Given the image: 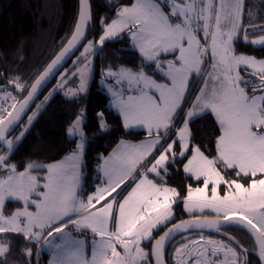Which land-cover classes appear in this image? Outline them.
Listing matches in <instances>:
<instances>
[{
	"label": "snow or ice",
	"instance_id": "snow-or-ice-1",
	"mask_svg": "<svg viewBox=\"0 0 264 264\" xmlns=\"http://www.w3.org/2000/svg\"><path fill=\"white\" fill-rule=\"evenodd\" d=\"M245 11V0H171V3L169 0H136L106 26L96 46L126 31L142 59L151 62L167 82L158 83L139 69L133 72L121 68L118 73H107L110 78H115L114 88L123 78L127 80L128 90L134 93L125 97L118 91H111L114 106L123 116V126L127 129L140 125L150 139L134 146L130 152L118 154L114 151L110 156L102 157L105 180L92 195L81 199L78 189L86 146L83 110L66 128V134L79 141L69 157L71 170L64 164L48 166V175L40 178L45 181L43 185L38 184L34 176L16 172L11 163L15 145L6 139L5 132L17 126L21 113L34 104L48 78L59 75L55 70L61 60L83 39L89 11L87 0H82L67 47L56 54L42 72L36 73L38 78L33 84H22L19 77L9 81L13 89L19 90L22 100L15 114L0 108V147L4 148L0 152V170L6 173L0 180V233H18L29 242L52 245L61 250L62 258L54 259L53 264H151L150 257L154 258L155 264H164L165 244L181 228L184 231L207 228L217 233L221 228H239L255 236L258 258L264 264V60L259 61L261 94L257 95V89H249L248 81L240 74L241 67L247 68L257 61L236 54L234 49L238 34L244 32L246 36L248 32L241 26ZM248 19L251 22L250 14ZM251 32H264V26L253 27ZM245 42L264 47V37ZM93 47L89 42L84 54ZM167 56L173 59H166ZM201 74L207 77L201 81L204 87L195 97V104L185 110L182 102L189 77ZM84 91L81 74L78 92L73 96ZM7 96L15 101L10 93ZM11 107L15 108V103ZM5 115L9 117L7 122ZM206 115L214 116L221 132L216 141L217 155L213 159H209L199 146H190L189 124ZM31 119L28 117L29 124ZM97 121L101 132L109 130L103 113H97ZM177 122L183 127L179 129V140H174L169 132ZM176 163H183V172L191 174L197 181L203 178V186H189L183 197L175 188L164 186L168 169ZM226 170H231L233 178H226ZM149 173L154 174L159 183L148 179ZM129 180L138 182L118 203L117 197ZM221 185L224 186L223 195ZM37 188L44 190L37 192ZM33 195L35 200L30 198ZM12 197L23 201L25 207L5 218L3 205L6 198ZM177 198L189 213L210 210L218 219L181 222L168 227L163 235L154 236V230L172 221ZM114 205L117 215L113 214ZM28 206L35 207L36 211L29 212ZM21 217L25 218L23 227ZM110 225L112 230H109ZM66 228L71 231L65 232ZM89 229L92 236L87 243L91 245V260L84 256L86 242L72 235ZM228 239L232 241L231 237ZM145 240L151 246L150 252L141 247ZM232 242L245 255L242 264H250L246 259L247 250L238 241ZM11 243L12 238L0 236V264H9L3 257L10 251ZM191 243L194 250L199 249V256H216L224 252L225 256L231 254L233 264L238 259L236 250L230 245L210 239L205 241L202 234L199 241ZM207 246H210V252ZM188 247V244H182L175 249L176 255L190 258L191 254L186 251ZM21 255L32 257L33 253L28 249L21 251ZM25 264L30 261L26 260ZM196 264L200 261L196 260ZM209 264L227 262L210 260Z\"/></svg>",
	"mask_w": 264,
	"mask_h": 264
},
{
	"label": "trees",
	"instance_id": "trees-1",
	"mask_svg": "<svg viewBox=\"0 0 264 264\" xmlns=\"http://www.w3.org/2000/svg\"><path fill=\"white\" fill-rule=\"evenodd\" d=\"M134 2L135 0H118L110 6L107 0H91L92 22L88 27L85 40L73 60L83 51L82 47L89 38L100 36L105 26L115 19L120 8L132 5ZM245 7L243 18L245 26L264 23V0H245ZM78 12L79 0H0V90H6L11 94V97H15V105L22 97L18 89L12 88L9 81H14L19 77L22 84L31 85L37 78L36 73L42 72L71 37L78 19ZM249 14L252 17L251 22L248 19ZM260 33L264 32L255 34L251 32L250 34ZM236 47L237 51L264 57V47L262 46H254L238 40ZM103 50H108L113 57L128 67L142 70L159 81H165L151 66V63L143 60L139 51L132 48L131 38L126 31L113 40H106L95 56V78L86 94L67 96L58 90L39 110L30 125L28 124L29 113L7 138L10 139L12 136L17 138L23 133L18 138L19 142L13 143L15 147L11 155V163L15 165L16 169H24L30 162L48 164L73 151L78 139L69 138L66 128L83 109L86 110L84 131L87 146L84 153V172L85 187L88 192L101 179L98 169L103 161L101 158L110 154L120 139L136 140L146 136L145 130H128L123 126L121 114L109 106L108 94L99 87L100 57ZM169 57L171 56H167L166 59ZM73 60L67 67L71 66ZM117 60L113 64L114 67H118ZM59 76L49 88L57 82ZM48 89L40 96L33 108L39 100L43 99ZM97 113H103L104 119L109 125L108 131H100ZM189 128L191 131L190 146H199L208 157L214 158L217 155L216 141L221 134L214 116L206 115L196 119L195 122L189 124ZM173 133L175 130L169 132L170 138L175 136ZM177 140L179 139L177 138ZM3 151L4 148L0 147V152ZM183 163H186V160ZM183 163H176L174 167H170L168 175L164 177L165 183L175 187L182 197L186 195L189 186H198L202 183V180L197 181L194 177L183 172ZM32 170L46 171V168ZM227 173L232 178L231 170H228ZM4 174L5 171L0 170V175ZM148 176L159 182L154 174L149 173ZM132 184V181H129L123 186L121 197L131 188ZM23 205L24 203L21 201L7 200L4 204L3 214L9 216L15 209ZM173 212L174 218L171 222L197 215L216 216L212 212L187 213L179 198L173 206ZM164 229L165 227L155 230V236ZM234 230H236L235 237L237 239H251L252 241V237L247 231L239 228H234ZM82 234H86V232ZM0 236L12 238L10 251L3 257L9 261V264H25L26 260L30 261V264H48L49 255L41 250L38 243L29 242L18 233H0ZM144 246L148 252L151 251L148 241L144 242ZM28 249H31L32 257L21 255V251L26 252ZM256 258L255 264H260L259 259ZM149 259L153 264L152 257Z\"/></svg>",
	"mask_w": 264,
	"mask_h": 264
},
{
	"label": "rangeland",
	"instance_id": "rangeland-1",
	"mask_svg": "<svg viewBox=\"0 0 264 264\" xmlns=\"http://www.w3.org/2000/svg\"><path fill=\"white\" fill-rule=\"evenodd\" d=\"M117 1L118 0H107L108 4L110 6H112ZM135 2H136V0H135ZM186 2H187V0H186ZM169 3H171V0H169ZM132 5L123 6L122 8H130ZM122 8H120L118 10L117 14L121 11ZM115 19H117V16L115 17ZM106 26H105V28H106ZM241 26H242L243 29H247L248 32H247V35L246 36H245V33L244 32H240L238 34V37H237V39H236V41L234 43L235 53L238 54V55H244V56H247V57H252V58H254L257 61V63L254 64V65H251V66H249L247 68L241 67L240 74H241L242 78L245 81H248L247 87L249 89L250 88H256L257 89V93L256 94L257 95H260L261 94V92H260L261 85H260V64H259V61L264 60V57H259V56H256V55H252V54H248V53H245V52L237 51V49H236L237 48L236 47V42L238 40H242L244 42H245V40H248V41H259L262 37H264V33H260V34H257V35H251L250 34L251 33V29L253 27L259 28L260 26H264V23L263 24H250V25L245 26L244 25V19H242ZM105 28H104V30H105ZM121 33H119V34H121ZM102 34H103V32L100 34V36ZM99 37L98 38H96V37L89 38L84 43V45L82 47L83 51L77 57H75V59L73 60L71 66L65 68L64 71L61 72V74H60L57 82L48 89V91L45 94V96L43 97V99L39 100V102L37 103V105L30 112V114H29L28 117H32L31 123L34 121V118L38 114L39 110L52 98V96L58 90H60L64 95H67V96L73 95V93H77L78 92V89H79V85H80V77H81V74H83V79H84V83H85V91L82 92V93H78L77 95H79V94H86L89 91V89H90V87L92 85V82H93V80L95 78V73H96V58H95V56L97 55V53H98V51L100 49V46L102 47V45L96 46V45H98ZM114 38L108 39V40H113ZM89 42H91L94 45V47L92 49H89L88 53L84 54V49L88 46V43ZM131 45H132V48L133 49L139 51L138 48L134 45V43H133L132 40H131ZM252 45H254V46H261L259 44H252ZM85 55L87 56V59H85ZM168 59L169 60L170 59H173V57L171 56ZM116 60L117 59L115 57H113V55L108 50H103L101 52V57H100L101 76L98 78V82H99V87L101 89H103V91L106 92L108 94L109 98H110V100H109V106L112 107L114 110L118 111V109L114 106V100H113V97L111 95V91L112 90L118 91V92L122 93L125 97L127 95L134 94V93H132L131 91L128 90L127 80H124L123 78H120L121 79V83L114 88V80H115V78H110L107 75V73L109 71H111L113 73H118L119 69H121V68L130 69L133 72H136V71H134L135 69L126 66V64H124L122 62H119L118 60H117L118 67H114L113 64H114V62ZM85 65H86V67H85ZM202 73H203V69H202ZM206 79H207V77L204 76L203 74H201V75H193V76H190L189 77L188 90L185 93L184 100L182 102L183 103V106L185 107V110H187L188 107H190L191 105L195 104V97L200 94V89L204 87V84L201 81L202 80H206ZM165 82H167V81L166 80L165 81H161V83H165ZM241 86L242 87H245L244 84H242ZM54 89H55V91H54ZM7 93L8 92H6V91H1L0 90V108H3L7 112H10L13 109V107H11V106L14 104V101H13V99L8 98ZM45 98H47V99H45ZM83 111H84V113L86 115V110L83 109ZM33 114H35V115H33ZM121 116H122V114H121ZM122 119H123V116H122ZM85 122H86V119L84 121V124H85ZM28 124H29V121H28ZM84 124L82 126L83 127V131H84ZM181 127H183V125L181 123L177 122L176 125H175V127L172 129V130H175V136H173L171 139H174V140H177V138L179 139V129ZM127 129L128 130H145L140 125H132L131 127L127 128ZM84 133H85V131H84ZM21 136H22L21 134L17 138H15V137L12 136L8 140H12L13 143H15L18 140V138H20ZM149 139H150V137L147 135V132H146V136L144 138H141V139H136L135 140V139H129V138H122V139L119 140V142L117 143V145L115 146V148L112 150V152L108 156H110L114 151H116V149L118 151L120 148L122 149V152L120 154H124L126 152H130V151H132V149H133L134 146H139V145L143 144L144 142L148 141ZM77 142H79V141H77ZM150 158L151 157H149V159ZM209 159H213V158L209 157ZM103 163H104V161H102L101 164L98 167L99 172L101 174L100 175L101 176L100 177L101 179H100V181L98 183L95 184V187L100 186L103 183V181L105 180V177L103 175V170H102V167H101L103 165ZM30 165L32 166L31 168H29ZM45 165H47V163H44V162H30V163H28V165L26 166V168L19 169V170L16 169V172L17 173L24 172V173H26V175L34 176V177L37 178L38 184L43 185L45 183V181L43 179H40V177L47 176L48 175L47 171H39V170L38 171H33L32 169H34V168H41V167H44ZM69 170H71V165L69 167ZM226 171L228 172V170H226ZM186 174L192 176L191 174H188V173H186ZM5 176H6V173L4 175H0V180H3L5 178ZM226 178L231 179L230 178V175H228ZM148 179L153 180L154 182L159 183L158 181H156L153 178L148 177ZM202 179L203 178H201V180ZM137 182L138 181L134 182L132 184V186L135 183H137ZM241 182H243V181H241ZM81 183H82L81 191H80V188L78 189V195L81 197V199L85 198L89 194L92 195L95 192V190L92 191V192H88V190H86V187H85V172H84L83 182H81V180H80V185H81ZM164 186L175 188V187L170 186V185H168L166 183H165ZM202 186H203V184L200 183V184H198V186H192L191 185L190 187L195 188V187H202ZM43 190H44L43 188H37V192H40V191H43ZM223 194H224V186L221 185V195H223ZM30 198L33 199V200H35L36 199V196L33 195ZM118 198L119 197H117V201H118ZM7 200H13V201H16L17 200V201H21L18 198H15V197L6 198L4 204L6 203ZM21 202H23V201H21ZM24 207H25V204L22 207H19V208L15 209L14 213L16 211H22V210H24ZM3 208H4V205H3ZM184 209H185V207H184ZM27 210L29 212H35L36 211L35 207H33V206H28L27 207ZM114 210H115V205H114L113 211ZM185 211L187 213H189L186 209H185ZM206 212H211V211L210 210H205L204 213H206ZM2 213H3V209H2ZM13 214H11V215H13ZM190 214H202V213L193 212V213H190ZM11 215L6 216V215L3 214V216L5 218L10 217ZM153 215H155V213H153ZM198 216H200V215H198ZM215 217H217V216H215ZM173 218H174V212H173ZM24 222H25V218L21 217V226L22 227L24 226ZM171 223H173V222H171ZM167 226H165V228ZM69 229L66 228V229H64V231L65 232H70ZM158 229H160V228H158ZM158 229H156V230H158ZM154 231H153V235L155 236ZM161 233L157 234V237ZM91 236H92V234L91 235L90 234H87V236L82 235L81 239L78 236L77 237L74 236L75 238H77V239H79L81 241H85L86 242L85 243V246H84V256L88 260H91V245L88 244L87 241H88V239ZM96 239L99 240V237L97 236ZM145 242H147V240H145ZM57 243H59V241H57ZM39 247L41 248V250L43 252H46L49 255L48 256V264H53L54 259L62 258V256H63V252L61 250L56 249L52 245H42V244H39ZM192 249H193V246L192 245H189V247H188V249L186 251H189L190 252ZM118 250L121 251V255H124V253H123V251L121 249L118 248ZM146 252H148V249H146ZM228 255L231 256L230 253ZM187 260L188 259H186L185 262H187ZM201 261L202 262H205L203 259H201ZM201 261H200V264H201ZM221 262H224V261H221ZM227 262H230L231 264H233L232 257H231V259L227 260ZM235 264H236V261H235Z\"/></svg>",
	"mask_w": 264,
	"mask_h": 264
},
{
	"label": "flooded vegetation",
	"instance_id": "flooded-vegetation-1",
	"mask_svg": "<svg viewBox=\"0 0 264 264\" xmlns=\"http://www.w3.org/2000/svg\"><path fill=\"white\" fill-rule=\"evenodd\" d=\"M235 233H236V230H234V228H223L222 234H216V233H210V232H191V233L184 234L185 236L181 235L180 237H178L176 240H174L170 244L167 250V262L168 264H195L196 260L201 261V259H203L205 262L201 261V264H209L210 260H215L218 262H221V261L227 262V260L231 259V256L229 255L225 256L224 252H221L217 254L216 256H211L209 254H206L204 256H199L197 254L199 249L194 250V248L190 252L187 251L188 253L191 254L190 258L189 256L176 255L175 249L180 248L182 244L192 245L191 241H199L201 238V234H202L205 241L210 239L213 241H222L224 244L230 245L232 248L236 250V253H237L238 259L236 260V264H242V261L245 258V255L242 252V249L237 248L236 244L232 242V241H238L240 245L243 246V249L247 250L246 259L250 261V264H255V258L256 257L258 258V256L253 251L254 249L256 251V245H255L253 238H252V241L251 239L239 240L235 237L236 235ZM228 237H231L232 241H230ZM207 247L210 252V246H207ZM186 259H188L187 262H185ZM227 264H231V263L227 262Z\"/></svg>",
	"mask_w": 264,
	"mask_h": 264
},
{
	"label": "water",
	"instance_id": "water-1",
	"mask_svg": "<svg viewBox=\"0 0 264 264\" xmlns=\"http://www.w3.org/2000/svg\"><path fill=\"white\" fill-rule=\"evenodd\" d=\"M87 6H88V11H89V19L86 23V25L84 26L83 28V39H81L76 45L74 48H72L70 50V52L61 60V62L59 63L57 69L55 71L59 72V75L60 73L71 63V61L73 60L75 54L77 53V51L79 50V48L81 47L82 43L84 42L85 40V37H86V33H87V30H88V27L89 25L91 24L92 22V5H91V0H87ZM81 7H82V0H79V12H78V17H79V13L81 11ZM78 21V19H77ZM77 23V22H76ZM74 32V31H73ZM73 34V33H72ZM70 39V38H69ZM68 39V40H69ZM64 47H67V42L65 43V45L59 50V52H61L63 50ZM58 52V53H59ZM57 53V54H58ZM54 58V57H53ZM50 63V62H49ZM48 63V64H49ZM47 64V65H48ZM46 65V66H47ZM59 75H54V76H51L50 78H48L47 82L44 84V86L39 90L38 94H37V98L35 99L34 101V104L30 107V109H26L25 112L21 113L19 119L17 120L16 124L17 126L12 129V128H9L8 131L5 132V137L6 139L9 137V135L21 124V122L26 118V116L30 113V111L32 110L33 106L36 104L37 100L40 98V96L49 88V86L51 85V83H53V81L56 80V78L59 76ZM38 78V77H37ZM34 83V81H33ZM32 83V84H33ZM22 100V99H21ZM21 100L15 105V108H13L10 112L15 114V109H18L20 107V102ZM9 119L8 116H6L4 118L5 122H7V120ZM215 219H218V217H215V216H193V217H188V218H183V219H180L178 221H175L173 223H171L170 225H168L164 230L163 232L160 234V235H163L165 231H167V228L168 227H173L175 225H179L181 224V222H185V223H188V222H191L193 220H215ZM219 219H222V217H219ZM222 229L220 230L219 233H217L214 229H188L187 231H184L183 228H181V230L179 232H174L172 234V236L169 238V240L166 242L165 244V250H164V253H163V256H162V259L164 261V264H168L167 262V250L170 246V244L175 240L177 239L178 237H180L181 235H184V234H187V233H191V232H210V233H216V234H222ZM251 237L253 238L254 242H255V245H256V251H254V253L258 256V252H259V248H258V243L256 241V238L255 236L251 235ZM240 244V243H239ZM152 260H153V264H155V261H154V258L152 257ZM260 261V264H262L261 260L259 259Z\"/></svg>",
	"mask_w": 264,
	"mask_h": 264
},
{
	"label": "crops",
	"instance_id": "crops-1",
	"mask_svg": "<svg viewBox=\"0 0 264 264\" xmlns=\"http://www.w3.org/2000/svg\"><path fill=\"white\" fill-rule=\"evenodd\" d=\"M135 3V2H134ZM133 3V4H134ZM123 9V8H122ZM121 9V10H122ZM134 71H137V70H134ZM145 74H147L146 72H144ZM147 75H149V74H147ZM149 76H151V75H149ZM151 78L152 79H154V80H156L158 83H161V81H159V80H157V79H155L154 77H152L151 76ZM69 138H73V137H69ZM85 139H86V146H87V138H86V136H85ZM78 143V142H77ZM129 144V143H128ZM86 146H85V149H86ZM75 150V149H74ZM73 150V151H74ZM73 151H71V152H68L65 156H63L61 159H59V160H56V161H54V162H50V163H48L47 165H45L44 166V168H46V171H47V168H48V166H50V165H57V164H64L66 167H70V165H71V161L69 160V157L71 156V154L73 153ZM116 152H118V154H120L121 152H122V149L120 148L118 151H117V149H116ZM84 153H85V150H84ZM84 153H83V157H82V164H81V168H80V180H81V182H83V177H84ZM109 155V154H108ZM107 155V156H108ZM106 156V157H107ZM149 177V176H148ZM130 181V180H129ZM128 181V182H129ZM136 182V181H135ZM132 183H134V181H132ZM135 185V184H134ZM131 186V188L122 196V197H119L118 198V203L119 202H122V198H126L127 197V195H128V193L131 191V189L133 188V187H135V186ZM81 186H82V183H81V185H80V191H81ZM95 186L89 191V192H92V191H94L95 190ZM89 195H91V194H89ZM183 206H184V204H183ZM98 207H99V205H98ZM14 213V212H13ZM113 214L114 215H117V208H116V206H115V210L113 211ZM69 229V228H68ZM109 230H112V227H111V225L109 226ZM69 231H71V229H69ZM86 232V234H77V233H72L75 237H80V239H81V237H82V235H85V236H87V234H92L91 233V230L89 229V230H87V231H85ZM144 242L145 241H143L142 242V244H141V247L144 249V251L146 252V248H145V246H144Z\"/></svg>",
	"mask_w": 264,
	"mask_h": 264
}]
</instances>
